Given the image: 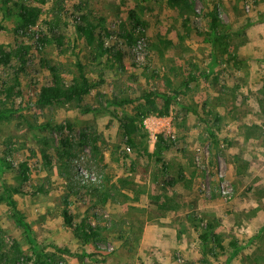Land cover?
Segmentation results:
<instances>
[{
    "label": "rangeland",
    "instance_id": "1",
    "mask_svg": "<svg viewBox=\"0 0 264 264\" xmlns=\"http://www.w3.org/2000/svg\"><path fill=\"white\" fill-rule=\"evenodd\" d=\"M188 2L0 0V52L33 46L23 94L0 99L1 112L13 111L0 117V198L11 191L32 233L1 202L0 264H43L37 253L51 264H264V0ZM22 5L38 10L35 23L19 17ZM82 16L95 27L92 43L77 33ZM78 61L102 85L82 101L39 105L50 69L68 84ZM13 73L1 65L0 85L13 87ZM176 90L170 114L146 116L138 147L129 145L116 115L134 116L149 91ZM218 116L215 144L207 122ZM160 136L170 147L161 155ZM64 211L91 224L97 242L83 244ZM207 231L224 251L213 238L202 243Z\"/></svg>",
    "mask_w": 264,
    "mask_h": 264
},
{
    "label": "trees",
    "instance_id": "2",
    "mask_svg": "<svg viewBox=\"0 0 264 264\" xmlns=\"http://www.w3.org/2000/svg\"><path fill=\"white\" fill-rule=\"evenodd\" d=\"M7 1V0H5ZM173 4L178 5H188V0H167ZM209 16L211 18V28L216 35H220V28H221V18L217 12L211 11L209 13ZM19 17L25 22V23H35L36 19H38V10L34 7H31V5H22L21 6V12L19 13ZM83 24L79 25L77 27V33L78 35L85 39L88 43H92L94 40V33H95V27L90 23L87 16H82L81 18ZM137 24H141V22L138 20ZM131 38V37H130ZM45 37L40 34L39 35V42L44 43ZM33 48V46H23L19 47L18 49H11L8 52L1 51L0 52V66H9L11 69L14 70V85L13 87L6 88V80L3 81V85H0V99L3 97H7L8 99H12L13 97H17L23 94V91L21 89V81L20 77L26 72L27 68V54L30 52V50ZM101 50L104 54H110L113 53V49L111 48H103L101 46ZM115 58L118 60L119 64H122L123 54L121 52H117L115 54ZM15 60L18 62L16 65H13L12 61ZM79 74L78 76L74 77L68 84L63 81L60 77L57 75V71L55 68H51L50 70L53 71V83L50 85L42 86L39 90V93L37 94V103L41 106H49L53 104H62L65 102H72V101H82L86 97L90 96L91 92L95 90L96 88H99L102 85V81H92L87 75L84 70L83 64L78 61L77 63ZM198 80L197 76H191L187 81L183 83L184 87H189L191 82H195ZM16 91V93H15ZM11 94H14L13 97H11ZM181 95L180 90H176L172 94L168 93H162L157 91H149L142 95L140 97V100L143 101L142 103V109L137 108L136 113L134 116H119L116 115V118L120 124V127L123 131L124 136L127 138V143L133 147H138L136 143V133L139 131V124H141L142 127H144V119L146 116L151 114H157L160 116H168L170 114L171 107L174 103H177L178 98ZM157 100H162L163 106L162 108L158 107ZM183 110L186 112H192L196 117L201 118L200 113L197 110H194L190 107V105H184L182 107ZM13 111L8 110L6 112L0 111V117L4 118L6 115L7 117L12 115ZM215 123H212L213 126L211 127L209 122L208 123V135L212 142L215 144L219 143L218 136L216 132L220 131L219 124L222 121L221 117H216ZM71 128V125H69ZM58 131L62 134V131L64 129L63 126L57 127ZM257 129V127H256ZM160 141L162 142V137H159V143L156 144V153L162 154L164 150L170 149L169 146H161ZM65 144H69V140L65 138L63 140ZM8 169H14L11 163H8L6 165ZM22 167H19V169ZM20 173L21 179L23 181H27L28 177L25 174L24 170L18 171ZM16 193L21 192V189L16 188L14 189ZM93 193H97V191H93ZM5 202L9 208V212L11 216L18 222L21 228L25 231V233L31 234V227L30 225L25 221L23 215L20 213L18 209V203L15 199H13L11 195V191L6 189L3 193V197L0 198V203ZM63 220L65 225L72 229L75 236L83 243V244H89V243H96L99 237V234L95 228L91 226V224L87 223L86 220H81L80 223L74 222L73 215H70L67 211L63 212ZM213 226H209V230H211ZM215 240V242L218 243V246L220 247L221 251H224V247L220 243V237L217 235H214L210 231H207L206 233L202 234L200 236V239L203 244L209 243L210 240ZM35 240L32 239L31 243L33 245L32 250L36 254L39 250V247L37 244L34 243ZM234 247H237L235 243L232 244ZM89 258H92L91 254L86 255ZM38 259L41 257L45 258L43 264H51L52 256L49 254H41L37 253ZM29 258V257H28ZM30 259V258H29Z\"/></svg>",
    "mask_w": 264,
    "mask_h": 264
}]
</instances>
